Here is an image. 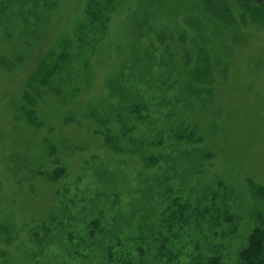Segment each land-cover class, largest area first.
<instances>
[{"label":"rangeland","instance_id":"374dc122","mask_svg":"<svg viewBox=\"0 0 264 264\" xmlns=\"http://www.w3.org/2000/svg\"><path fill=\"white\" fill-rule=\"evenodd\" d=\"M264 231V0H0V264H238Z\"/></svg>","mask_w":264,"mask_h":264},{"label":"trees","instance_id":"16d2710c","mask_svg":"<svg viewBox=\"0 0 264 264\" xmlns=\"http://www.w3.org/2000/svg\"><path fill=\"white\" fill-rule=\"evenodd\" d=\"M190 264H219L217 258H211L204 263L192 261ZM238 264H264V231L255 228L247 237L245 246L238 255Z\"/></svg>","mask_w":264,"mask_h":264},{"label":"water","instance_id":"95a60500","mask_svg":"<svg viewBox=\"0 0 264 264\" xmlns=\"http://www.w3.org/2000/svg\"><path fill=\"white\" fill-rule=\"evenodd\" d=\"M257 2H261L262 0H256Z\"/></svg>","mask_w":264,"mask_h":264}]
</instances>
